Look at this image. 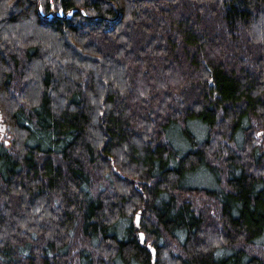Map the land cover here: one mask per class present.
I'll use <instances>...</instances> for the list:
<instances>
[{
    "label": "trees",
    "instance_id": "16d2710c",
    "mask_svg": "<svg viewBox=\"0 0 264 264\" xmlns=\"http://www.w3.org/2000/svg\"><path fill=\"white\" fill-rule=\"evenodd\" d=\"M0 116V264H264V0H0Z\"/></svg>",
    "mask_w": 264,
    "mask_h": 264
},
{
    "label": "water",
    "instance_id": "95a60500",
    "mask_svg": "<svg viewBox=\"0 0 264 264\" xmlns=\"http://www.w3.org/2000/svg\"><path fill=\"white\" fill-rule=\"evenodd\" d=\"M51 16H54V13L51 14ZM6 134V125L2 122L1 120V116H0V137H4ZM140 215L139 212L136 214L135 218H134V225L135 227L139 230L138 232V238L140 240V244L144 245L145 243V238H144V234L140 231ZM146 249L151 253L152 256V260L155 261V255H156V251L155 248H153L150 244H146L145 245Z\"/></svg>",
    "mask_w": 264,
    "mask_h": 264
},
{
    "label": "rangeland",
    "instance_id": "374dc122",
    "mask_svg": "<svg viewBox=\"0 0 264 264\" xmlns=\"http://www.w3.org/2000/svg\"><path fill=\"white\" fill-rule=\"evenodd\" d=\"M259 135V134H258ZM5 137V139H6V136H4ZM257 143H259V145L261 146V148L264 150V142L262 141L261 142V138H260V136H259V140L257 141ZM193 181H194V183H196V184H202V186L203 185H210L209 184V181H208V179H206L204 176H203V174H198L196 177H194L193 178Z\"/></svg>",
    "mask_w": 264,
    "mask_h": 264
}]
</instances>
